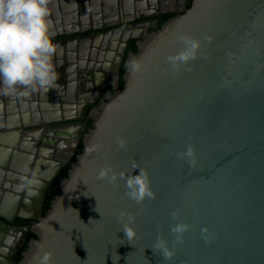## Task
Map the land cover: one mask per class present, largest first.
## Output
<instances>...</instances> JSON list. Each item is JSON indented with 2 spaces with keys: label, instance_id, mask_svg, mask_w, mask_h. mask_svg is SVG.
Masks as SVG:
<instances>
[{
  "label": "water",
  "instance_id": "1",
  "mask_svg": "<svg viewBox=\"0 0 264 264\" xmlns=\"http://www.w3.org/2000/svg\"><path fill=\"white\" fill-rule=\"evenodd\" d=\"M59 1L51 2L54 16L63 13L57 7ZM117 1L123 9L120 16L126 13L122 3L129 8L132 2L142 6L155 3ZM186 3L189 6L182 13L168 18L136 44V52L124 63L122 88L106 92L103 98L100 78L106 76L111 58L104 53L112 47V35L122 33L117 23L100 26L101 14L96 10L91 13V25L55 33L52 40L57 54L53 62L59 74L58 86L48 92L37 91L40 118L32 120L28 114L31 108L19 102V108L28 112L27 120L5 127L11 131L0 134V191L8 189L15 194L9 195L5 211L2 207L6 203L0 204V264H10L17 254L16 249L13 255L8 254L11 238L3 232L16 235L17 231L24 239L28 231L34 235L18 264H40L44 252L49 251L53 264H264V0ZM94 4L99 6L100 1ZM78 15L69 17L77 20ZM154 15H135L134 19ZM132 20L130 16L124 21ZM77 33L66 42L56 40ZM123 33L118 65L128 40L138 38L128 30ZM180 35L201 41L198 58L190 61L191 71L184 67L174 71L168 63L170 55L183 50ZM75 46L84 47V53H74ZM133 58L142 61V72H130ZM115 73L117 76L118 69ZM94 87H98L93 92L96 99L102 100L89 112L90 128L83 133L86 122L75 120L84 116L86 104L95 102L88 100ZM53 105L56 111L76 107L78 116L48 115ZM23 132L29 135L24 136L25 147L19 148V161L25 165L21 181L28 189L26 199L20 200L23 185L17 187L8 181L17 169L12 166L18 150L16 136ZM74 135L82 148L73 157L72 151L64 149ZM117 138L127 140V150L118 147ZM4 142L7 150L1 147ZM189 144L195 149L194 167L177 158ZM47 145L54 146L52 155L48 156ZM62 155L66 159H60ZM42 156L56 160V164ZM71 158L58 194L41 216L48 183ZM133 163L147 170L155 192V199L140 205L125 195L124 180L118 178L114 186L97 178L106 165L118 177L121 172L138 175ZM39 164L47 165V174H40L34 213L28 214L27 192L37 179ZM174 209L179 210L178 220L170 216ZM121 212L125 214L123 223H128L129 214L135 218L130 226L136 236L131 241L121 231ZM14 216L37 222L29 229L16 230L8 225ZM178 222L191 228L174 246L172 261H162L152 248L158 237L173 248L170 226ZM202 228L208 229L209 242H205Z\"/></svg>",
  "mask_w": 264,
  "mask_h": 264
},
{
  "label": "clouds",
  "instance_id": "2",
  "mask_svg": "<svg viewBox=\"0 0 264 264\" xmlns=\"http://www.w3.org/2000/svg\"><path fill=\"white\" fill-rule=\"evenodd\" d=\"M52 0H0V85L7 94H16L18 89L20 95H27L28 91L43 90L48 92L55 89L59 74L56 64L53 62L57 54V45L53 43L55 33L51 30L49 4ZM178 40L184 45L176 55H170L168 63L174 71L181 67L191 71L190 61L198 58L201 49V41L191 36L180 35ZM210 40V38H209ZM130 72L140 73L144 70L142 61L133 58L129 61ZM117 145L122 150H127V140L117 138ZM94 149H90L92 151ZM178 159L194 167L195 149L188 145L185 151L177 153ZM133 169H139L138 175L121 172L119 177L111 166L101 168L97 178L106 180L116 186L117 179L125 181V195L137 205L142 204L146 199H155V192L151 188L149 173L139 168L135 163ZM26 184L33 181H26ZM34 195L35 193H29ZM124 213H120L118 222L122 224L125 237L131 241L136 233L130 226L134 222V216L128 215V223H123ZM173 220H178L179 210L171 211ZM191 225L185 222H178L170 226L173 236V248L161 237L157 238L153 246L154 252H159L162 261L170 262L175 256L174 246L183 241L184 234L189 231ZM207 228L201 229V234L207 240ZM40 264H53V253L44 252L40 258Z\"/></svg>",
  "mask_w": 264,
  "mask_h": 264
},
{
  "label": "crops",
  "instance_id": "3",
  "mask_svg": "<svg viewBox=\"0 0 264 264\" xmlns=\"http://www.w3.org/2000/svg\"><path fill=\"white\" fill-rule=\"evenodd\" d=\"M100 1V5L99 6H96L95 7V0H81L82 4L81 6H79V2L78 0H60L57 4V7L59 10L63 11L62 15H58V16H54V8L52 7V3H50V6H49V9H50V16L48 17V19L50 20L51 22V28L53 30H56V28L59 26V25H65V26H70V27H80V26H88L91 25V13L96 11V10H100V17L98 19V24L100 26H103V25H107V24H113V19L116 18V16H118V11H119V8H118V1L117 0H99ZM132 1V0H131ZM147 1V0H146ZM154 5H147V6H139L137 2H132V5H130V9L128 10H131L133 11L134 13H137V11L139 12H142V13H145L149 10H152L154 9V6L156 4V1H154ZM159 3H160V8L162 7V9L164 7H167L168 5L170 6V2L169 0H159ZM76 6V8H75ZM62 7V8H61ZM82 13L83 15L85 14L86 17H82L81 14L78 15V17H80L79 19L75 20L74 16H71L69 17L71 14H74V13ZM120 13V12H119ZM135 16V15H134ZM81 18L82 20H86L88 21L87 23L84 21V22H81ZM65 22V23H63ZM101 22V23H100ZM95 24V23H94ZM85 49L84 47H81V46H75V49H74V53H84ZM89 51H87L88 53ZM20 91H23L22 89H18L17 93L16 94H7L4 89H3V86L0 85V134H4L7 133L8 131H11V128L10 129H7L5 127H8V126H11L12 124L14 125H17V124H20L22 122V120H27L25 118V116H28L31 115L32 117V120H36V118H40V115H41V110H40V101L37 99L38 96H39V93H37V91L39 90H36V91H28L27 95H21L19 94ZM37 97V98H36ZM21 98V99H20ZM20 99V100H19ZM19 102H25L26 103V109L28 107L31 108V112L30 113H25L23 112L25 110V108H19ZM29 104V106H28ZM55 105H53L52 107L54 108ZM74 112H75V107L73 108H70L68 110H63V109H60L58 111H56V108L54 109H51L49 111H47V114L48 115H57L58 117L60 116H73L74 117ZM53 117V116H51ZM22 118H25V119H22ZM39 121V120H38ZM23 128H21L20 130H22ZM16 130V129H15ZM35 134L39 135V133L37 131H35ZM28 132H23L21 134H19L18 136H16V139H17V144H18V150H17V154L16 156H14V161H13V164L12 166L16 167L17 169L15 170L16 172L13 173L15 175L14 178H12V180H9L8 184H13L17 187H19L21 184L23 185V182L21 181L24 177V169H25V165H24V162H20L19 159L21 158L19 155L21 154V150H19V148H24L25 145L27 144V141H24V136L27 138L28 136ZM40 136V135H39ZM53 139V144L55 146V140L56 138H52ZM40 140V137L37 139V141ZM7 143V138L5 140ZM4 142V146L2 145L1 147H3L4 149L7 150V143ZM34 148H37L39 150V146L37 147L36 145L34 146ZM37 149L34 150L37 152ZM49 155H52V152H50L48 154ZM50 160V162L52 161L54 163V165L56 164V160H52L51 158H47V161ZM10 163H11V158H10ZM46 167V168H45ZM43 167L42 164H39L37 166V179H34V184L29 188V191L27 192V201L29 202V206L27 207L26 212L28 214H33L34 212V207H33V202L35 201L34 200V196L36 194V189L37 187L39 186L40 184V181H41V177H40V174L43 175V173L46 174L47 172V165ZM5 172H7V170H4ZM18 176V177H16ZM43 177V176H42ZM7 183V180L3 179V182ZM25 182V181H24ZM7 185V184H6ZM26 189H28L27 187H25L24 185L22 186V193L21 195H25L26 193ZM35 193L34 195H30L29 193ZM12 194L15 196V194L12 192ZM11 192L7 189V190H3L1 189L0 191V204L1 203H6L4 205V207H2V210H6V208H8L7 206V203L9 201V195H12ZM12 195V196H13ZM23 199H26V198H23ZM9 204V203H8Z\"/></svg>",
  "mask_w": 264,
  "mask_h": 264
},
{
  "label": "flooded vegetation",
  "instance_id": "4",
  "mask_svg": "<svg viewBox=\"0 0 264 264\" xmlns=\"http://www.w3.org/2000/svg\"><path fill=\"white\" fill-rule=\"evenodd\" d=\"M155 1H156V4L154 6V9L149 10V11H147L145 13H142V12H139V11H137V13H134L133 11H131V13H130L129 10H128V9H130L128 4L127 3H125V4L122 3L126 13L123 12L124 13L123 15H121V16L118 15V16H116L115 19L112 20L113 23L114 22L117 23V25H118L117 27H119L121 29L122 33L120 35L119 34L118 35H114L113 34V37H111L109 39V41L112 43V47L110 46V51L106 50V52L104 53V54H111V58H109V60H108V71L106 73V76H104L102 79L100 78V84L104 86V89H103V92H102V96H101L102 98H103V96H104V94L106 92H109V93L112 94V93L115 92V90H117L118 80H119V78L122 77V73H123V72L120 73V67H121L122 63H123V67H124V63L127 60L128 55L131 54L127 50L129 42L131 40H133L134 45L136 47L137 43L143 42L149 36V34H151L152 32L156 31V25H157L158 21L161 18H163V16L168 15V14L173 16V15H176L178 13H182L184 8H187L189 6V3H186V0H169L170 6L168 5L167 7H164L162 9V7L161 8L159 7L160 6L159 0H155ZM78 2H79L78 3L79 6H81L82 4H80V3H82V2H80V0H78ZM120 10H123V9L119 8V11ZM119 11H118V14H119ZM127 11L130 14H127ZM151 13L152 14L154 13L155 15L153 17H148V18H145V19H142V20H135L134 19V15H147V14H151ZM79 14H81L82 17L85 16L81 12ZM130 16L133 18V20L129 21V22H125L124 20L129 19ZM84 21L86 22L85 19L82 20V18H81V22H84ZM63 23H65V22H63ZM142 23H147V24L143 25ZM80 27H84V26H80ZM73 28L74 27L65 26V25H59L56 28V30H54V33L58 34V32L72 30ZM124 30L130 31V35L131 36H138V38L137 39H129L128 40V42L126 44V47H125L124 55L122 57V60H121L120 64L118 65V57H119V54H120V50L122 48V44L125 41V37H124V33H123ZM76 35H79V34L77 33V34H71V35L58 36L56 40H63L64 42H66L68 39H70V38H72V37H74ZM117 69H118V75L116 76L115 75L116 74L115 71ZM89 72H93V69L92 70L90 69ZM93 78L94 77L92 76V78H91L92 81L91 82L94 83ZM94 80L96 81L95 78H94ZM96 89H98V87H94L92 89V95H91L90 98H88V100H92L93 99L95 102L93 104H86L85 105V110H86L87 106H90V108H89V110L87 112V115L83 116L81 119H78V120H75V121H85L87 123V120H89V117H88L89 112L91 111L92 108H94L95 106H97L101 102L102 99H100V98L96 99L95 94L93 93V92H95ZM83 93H87V91L83 90ZM78 113H79V109L75 107L74 117L78 116ZM86 130H88V129L84 128L83 133ZM75 138H76L75 135L72 136L70 142H69V139H68V142L70 144L68 146H66L64 150L72 151L74 153L76 145L78 143H81L80 141L78 143H76L75 142ZM47 148L50 150L49 152H53L54 151V146L53 145L49 146V147L47 145ZM41 158L47 159L46 157H43V156ZM59 158L62 159V160L66 159V157L64 155L60 156ZM71 159L68 160L67 164L70 163ZM67 164H65V165H67ZM65 165H63L62 168ZM60 170L57 172V174L48 183V185H47V187H46V189L44 191V197H45V194H46L48 188L50 187L51 183L56 178V176L59 174ZM46 174H47V172H46ZM38 193H39V189L37 188L36 189V194H35V196L33 198H35L38 195ZM24 196L20 194L19 195L20 200L25 198ZM44 197H43V201H44ZM42 210H43V203H42V207H41V216L44 215V214H42ZM17 213H18V211L14 215L16 216ZM15 216H14L13 221L8 223L9 227H12V228H15V229L19 228V227H21V229H22V227H25V228L27 227L29 229L31 225H33L34 223L37 222V221H35L33 219H26V220L25 219H18ZM16 230H18V229H16ZM3 233L5 234V237L8 236L9 238H11V242L9 243L8 248H7L8 251H9L8 254L11 256V254L14 252L15 249H16V252H17V254H16L15 258H14V261L13 262L11 261L10 264H18L20 259L18 261H16V257H17L18 254H20V258H21V254L23 253V251L20 252V250H21L22 246L24 244L27 245V243L29 241L28 240L29 231H28L26 239L23 238L22 233L18 235V231H17L16 235L15 234L12 235V234L7 233V232H3Z\"/></svg>",
  "mask_w": 264,
  "mask_h": 264
},
{
  "label": "trees",
  "instance_id": "5",
  "mask_svg": "<svg viewBox=\"0 0 264 264\" xmlns=\"http://www.w3.org/2000/svg\"><path fill=\"white\" fill-rule=\"evenodd\" d=\"M171 15L168 14V15H165L163 16V18H161L157 25H156V30L170 17ZM127 50L134 54L136 52V47L134 45V42L133 40H131L128 44V47H127ZM124 70V67H123V63L120 67V73H122ZM122 79L119 78L118 80V85H117V90H120L122 88ZM90 106H87L86 110L84 111V116L87 115V112L89 110ZM90 128V121L87 120V123H86V129H89ZM81 148H82V145L81 143H78L76 145V148L74 150V153H73V157L77 154H79L81 152ZM73 159V158H72ZM71 159V161H72ZM70 161V162H71ZM69 169V164L65 165L59 172V174L56 176V178L53 180V182L51 183L50 187L48 188L46 194H45V197H44V201H43V210H42V214L45 213V211L48 209L49 207V204L51 202V200L53 199L54 196H56L59 192V189H58V184L60 183L61 180H63L65 177H66V174H67V171ZM34 239V235L29 233L28 234V240H32ZM26 249V245L24 244L20 250V252L24 251ZM20 259V254L17 255L16 257V261H18Z\"/></svg>",
  "mask_w": 264,
  "mask_h": 264
},
{
  "label": "bare ground",
  "instance_id": "6",
  "mask_svg": "<svg viewBox=\"0 0 264 264\" xmlns=\"http://www.w3.org/2000/svg\"><path fill=\"white\" fill-rule=\"evenodd\" d=\"M139 6H142V5H140V4H138ZM112 37H113V35H112Z\"/></svg>",
  "mask_w": 264,
  "mask_h": 264
}]
</instances>
